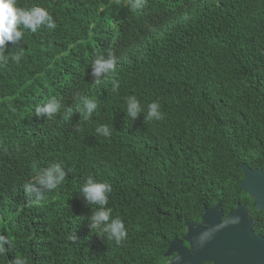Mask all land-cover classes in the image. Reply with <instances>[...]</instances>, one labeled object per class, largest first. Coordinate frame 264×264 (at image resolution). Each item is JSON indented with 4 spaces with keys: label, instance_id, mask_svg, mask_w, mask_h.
I'll return each instance as SVG.
<instances>
[{
    "label": "trees",
    "instance_id": "1",
    "mask_svg": "<svg viewBox=\"0 0 264 264\" xmlns=\"http://www.w3.org/2000/svg\"><path fill=\"white\" fill-rule=\"evenodd\" d=\"M19 4L46 8L57 27L24 30L21 47H6L20 63L0 68V233L13 241L0 264H167L170 241L205 207L255 211L239 184L242 163L264 171V0ZM108 51L116 70L95 84L91 64ZM77 93L98 104L87 121ZM129 95L145 108L135 120ZM53 96L71 114L37 117ZM152 101L159 121L144 119ZM53 162L63 183L29 195V178ZM88 178L112 185L107 206L128 230L120 244L89 226Z\"/></svg>",
    "mask_w": 264,
    "mask_h": 264
},
{
    "label": "clouds",
    "instance_id": "2",
    "mask_svg": "<svg viewBox=\"0 0 264 264\" xmlns=\"http://www.w3.org/2000/svg\"><path fill=\"white\" fill-rule=\"evenodd\" d=\"M131 8L139 9L142 7L144 0H128ZM41 27L47 29H55L56 21L49 11L41 6L22 7L19 0H0V68L7 66L11 59L16 64H19L22 59V53L17 52L15 55L6 54V47L9 43L15 47H21L23 44L24 30H30L31 33H36ZM118 63V57L112 51L106 54H100L91 64V76L95 84H100L103 79L115 72ZM118 84L114 82V90ZM76 98L80 100V111L83 114L84 120H89L98 104L95 100L76 94ZM64 109L69 115L72 112L71 108H64V105L55 97H50L43 104H36L34 114L37 117L44 116L48 119L54 117ZM126 115L133 120L145 113V108L141 101L135 95H129L126 98ZM163 113L158 101H152L147 105L145 120H161ZM96 132L104 137L110 135V128L107 125H100L96 128ZM67 173L61 163H50L46 167L39 168L35 175L30 177L25 185L26 192L29 195L39 199L44 192L54 190L61 185ZM112 185L107 181H97L88 178L82 184L80 192L87 205H95V211H92L88 218L89 226L92 229H97L101 233H105L109 238L113 239L117 244L123 242L128 230L124 221L112 216V209L108 207L109 196L112 193ZM7 245V247H6ZM13 247V241L8 235L0 233V253L10 251ZM13 264H24L20 258H16Z\"/></svg>",
    "mask_w": 264,
    "mask_h": 264
},
{
    "label": "water",
    "instance_id": "3",
    "mask_svg": "<svg viewBox=\"0 0 264 264\" xmlns=\"http://www.w3.org/2000/svg\"><path fill=\"white\" fill-rule=\"evenodd\" d=\"M241 169L243 178L239 187L253 198L255 209L264 214V171L245 163ZM219 207L220 202L205 207L200 223H185L184 237L173 238L167 247L166 255L174 253L168 264H204V260H214L215 264H264V237L253 234L247 207L237 204L222 221ZM183 240L189 247L183 245Z\"/></svg>",
    "mask_w": 264,
    "mask_h": 264
},
{
    "label": "flooded vegetation",
    "instance_id": "4",
    "mask_svg": "<svg viewBox=\"0 0 264 264\" xmlns=\"http://www.w3.org/2000/svg\"><path fill=\"white\" fill-rule=\"evenodd\" d=\"M253 202H254V200H253ZM237 204H243V205H245L244 203H237ZM203 212L201 213V215L203 214ZM219 212L221 213L220 214V220L222 221V220H224V218L227 216V214L230 211H219ZM231 212H233V211H231ZM246 212L248 214V217L253 221V225H252L253 234L254 235H260V236L264 237V214H263V211H257L255 209V211H249L248 210ZM201 215H200L199 220H189V221H195L197 223H200L201 222ZM207 226H208L207 224H203V227H207ZM186 232H187V226L185 225V231H184V234L182 235V238L184 237V235L186 234ZM183 245L185 247H189V243L187 241H185V240H183ZM172 256H174V253H172L169 256L170 259H171ZM170 259H169V261H170ZM169 261H168V263H169ZM203 262H204V264H215L214 260H204Z\"/></svg>",
    "mask_w": 264,
    "mask_h": 264
}]
</instances>
